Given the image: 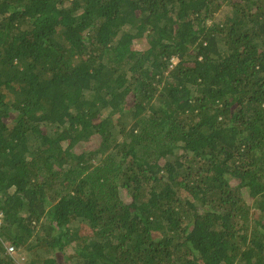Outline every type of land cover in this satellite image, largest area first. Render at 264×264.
I'll use <instances>...</instances> for the list:
<instances>
[{"label": "trees", "instance_id": "1", "mask_svg": "<svg viewBox=\"0 0 264 264\" xmlns=\"http://www.w3.org/2000/svg\"><path fill=\"white\" fill-rule=\"evenodd\" d=\"M0 212V264H264V0H0Z\"/></svg>", "mask_w": 264, "mask_h": 264}, {"label": "rangeland", "instance_id": "2", "mask_svg": "<svg viewBox=\"0 0 264 264\" xmlns=\"http://www.w3.org/2000/svg\"><path fill=\"white\" fill-rule=\"evenodd\" d=\"M224 10H226V8H224L222 11L220 10L219 12H217L216 14H215V16H214V20H212V21H209V24H212V22H214L215 20L216 21H219V20H222L223 19V11ZM138 46L141 48V47H145V46H147V42L146 41H140V42H138ZM176 62V61H175ZM92 144L93 143H88L87 145H84L85 147H94V146H92ZM20 252H18L17 253V256H18V254H19ZM21 257V258H20ZM20 257H18L17 258V261H18V263H20V264H23L24 263V261L26 260V258L24 257V256H20Z\"/></svg>", "mask_w": 264, "mask_h": 264}, {"label": "built area", "instance_id": "3", "mask_svg": "<svg viewBox=\"0 0 264 264\" xmlns=\"http://www.w3.org/2000/svg\"><path fill=\"white\" fill-rule=\"evenodd\" d=\"M3 218H4V214L2 212H0V227L3 224V220H4ZM6 248H7V253L10 256L15 257L16 259L18 258V256H17L18 250L15 248L14 245L6 244Z\"/></svg>", "mask_w": 264, "mask_h": 264}]
</instances>
